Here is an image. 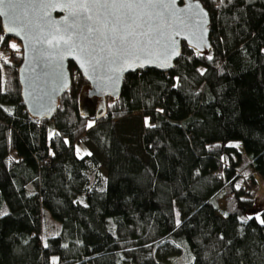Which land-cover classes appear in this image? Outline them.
I'll return each mask as SVG.
<instances>
[{"label":"trees","instance_id":"obj_1","mask_svg":"<svg viewBox=\"0 0 264 264\" xmlns=\"http://www.w3.org/2000/svg\"><path fill=\"white\" fill-rule=\"evenodd\" d=\"M198 1L211 49L127 73L102 117L80 113L71 62L54 117H30L0 27V264H264L256 183L236 187L242 154L264 178V0ZM44 212L60 233L43 242Z\"/></svg>","mask_w":264,"mask_h":264},{"label":"water","instance_id":"obj_2","mask_svg":"<svg viewBox=\"0 0 264 264\" xmlns=\"http://www.w3.org/2000/svg\"><path fill=\"white\" fill-rule=\"evenodd\" d=\"M12 2L15 3L14 11L10 10V0H5V3L0 5V10L6 13L0 16V27L6 36L20 43L22 62L18 68V81L21 98L30 117L39 121L51 120L54 117L60 97L70 88L69 62L74 64L87 82L88 98L96 99L101 104V112L97 116L102 117L106 113L107 99L114 100L119 96L127 73L148 68L169 72L180 58L183 47L192 48L199 53L211 49L209 14L198 0H177L175 8L169 7L168 11L161 7L149 10L153 12L150 35L130 38L138 42L149 39L153 41L139 52L142 67L138 66L139 62H110L108 49L110 46L113 50L116 47L111 45V39L114 38L111 34L103 43L98 40L91 45L96 48V52L92 54L95 59L81 53L71 41L65 44L68 32L65 31L66 25L63 21L68 16V9L43 8L40 6V0ZM52 2L59 3L60 0ZM186 8L191 11H177ZM46 12L48 15H45ZM156 12H163V16H157ZM14 21L17 31H20V24L26 25L20 35L6 30V26H13ZM140 23L142 27L136 29L137 34L148 31V24L143 21ZM104 31L107 32L106 29ZM119 34L118 32L116 35ZM72 39L83 41L79 33ZM156 39L160 40L159 44L155 43ZM176 52L179 54L176 55ZM96 60L100 63L96 64ZM81 64L84 66L81 67Z\"/></svg>","mask_w":264,"mask_h":264},{"label":"snow or ice","instance_id":"obj_3","mask_svg":"<svg viewBox=\"0 0 264 264\" xmlns=\"http://www.w3.org/2000/svg\"><path fill=\"white\" fill-rule=\"evenodd\" d=\"M4 3L5 0H0V5ZM10 3V10L14 11L15 3L12 0H10ZM176 3L177 0H60L59 3L52 2V0H40V6L43 8L55 9L61 7L69 10L68 16L63 21L66 25L65 31L68 32V38L64 41L65 44L71 41L73 46L79 48L81 53L95 59L92 54L96 52V48L91 47V45L98 40L103 43V41L109 39L111 34L114 37L111 39V45L116 47L114 50L111 46L108 49L110 62L115 63L118 60H124L125 63L139 62L138 66L141 67L143 62L139 52L147 48L153 41L149 39L138 42L130 38L137 35H150L152 32L150 21L153 19V12L149 11L150 9L155 10L157 7H161L164 11H168L169 7L175 8ZM177 11L187 13L191 9L186 8ZM3 15H6L5 11L0 10V16ZM45 15H48V13L46 12ZM156 15L162 17L163 12H156ZM140 21L148 24V31L137 34L136 29L142 27ZM24 27L26 25L20 24V31H17L16 21H14L13 26H6V30L20 35ZM118 32L120 34L116 35ZM77 33L83 38L82 42L73 41L72 38ZM2 41L3 36H0V42ZM117 41H119L118 45ZM155 43L159 44L160 40L156 39ZM10 47L16 49L15 44H11ZM175 54L178 55L179 53L176 52ZM99 63L100 61L96 60V64ZM83 66L81 64V67ZM145 123L147 125V120ZM261 223H264V221H261Z\"/></svg>","mask_w":264,"mask_h":264},{"label":"rangeland","instance_id":"obj_4","mask_svg":"<svg viewBox=\"0 0 264 264\" xmlns=\"http://www.w3.org/2000/svg\"><path fill=\"white\" fill-rule=\"evenodd\" d=\"M17 40L11 39L10 44H15L17 46ZM87 88L85 87L79 96V111L82 115L94 116L98 109L101 108V104L96 99H90L87 96ZM92 124V121L89 122ZM54 126L53 124L49 125V136H53ZM233 146L237 147L239 151H243L242 144L240 141L229 142ZM76 153L79 157L89 154L91 149L84 143H79L75 147ZM83 202L82 198H79ZM250 214V213H249ZM41 239L44 242L48 236H56L60 233V224L58 221H55L49 213L44 212L41 217ZM172 264V263H171Z\"/></svg>","mask_w":264,"mask_h":264},{"label":"crops","instance_id":"obj_5","mask_svg":"<svg viewBox=\"0 0 264 264\" xmlns=\"http://www.w3.org/2000/svg\"><path fill=\"white\" fill-rule=\"evenodd\" d=\"M238 171L242 174H246L248 177H250L251 175L254 178V182L256 183L255 190H254L255 196L253 198V207L248 213H250L249 215L251 216L252 215L260 216V214L264 212V178L252 171L251 161L244 154L241 155V163H240ZM236 183H237L236 184L237 188L243 186L244 184L242 182V178H239V180H237Z\"/></svg>","mask_w":264,"mask_h":264},{"label":"built area","instance_id":"obj_6","mask_svg":"<svg viewBox=\"0 0 264 264\" xmlns=\"http://www.w3.org/2000/svg\"><path fill=\"white\" fill-rule=\"evenodd\" d=\"M215 176H216V178L220 177V173L215 172ZM247 179H248L247 175L242 176V180L247 183V186H250L251 183H249V181H247Z\"/></svg>","mask_w":264,"mask_h":264}]
</instances>
